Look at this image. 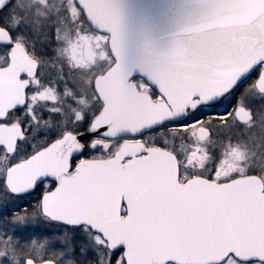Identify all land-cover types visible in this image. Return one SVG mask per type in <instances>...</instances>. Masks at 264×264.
<instances>
[{
	"label": "snow or ice",
	"instance_id": "obj_1",
	"mask_svg": "<svg viewBox=\"0 0 264 264\" xmlns=\"http://www.w3.org/2000/svg\"><path fill=\"white\" fill-rule=\"evenodd\" d=\"M18 7L0 0V264H264V166L243 146L264 108V0H206L237 31L204 84L189 72L210 24L123 70L116 0H60L39 46ZM105 77L147 110L131 131Z\"/></svg>",
	"mask_w": 264,
	"mask_h": 264
},
{
	"label": "water",
	"instance_id": "obj_2",
	"mask_svg": "<svg viewBox=\"0 0 264 264\" xmlns=\"http://www.w3.org/2000/svg\"><path fill=\"white\" fill-rule=\"evenodd\" d=\"M116 4L115 13L106 26L116 30L123 70L144 66L158 54L170 52L178 33L185 29L210 24L207 34L211 39L189 72L194 83L204 84L210 77L215 58L237 31L232 23L236 10L226 8L214 14L207 10L206 0H116ZM103 83L111 89L109 102L117 117L114 131H131L147 115L145 106L125 97L112 86L110 77H105Z\"/></svg>",
	"mask_w": 264,
	"mask_h": 264
},
{
	"label": "rangeland",
	"instance_id": "obj_3",
	"mask_svg": "<svg viewBox=\"0 0 264 264\" xmlns=\"http://www.w3.org/2000/svg\"><path fill=\"white\" fill-rule=\"evenodd\" d=\"M49 0H31V2L26 3V5L24 6V10H25V17L28 21V23L31 25V28L34 32V37L36 39L39 40V45L40 43L44 42V37L46 35V31L47 30H41L39 28H41V24H43L44 21L41 17H42V13H44L43 10H46L47 5H49L48 3ZM33 3H39L40 4V8L39 7H35V9H30L31 5ZM55 3H59L55 0ZM19 5V4H18ZM18 10V9H17ZM19 11V10H18ZM45 19V18H44ZM40 24V25H39ZM37 40V41H38ZM107 52V47L105 46V42L102 40L100 41V48L99 51L96 52V55L98 57V60L100 62V60L103 59L104 55ZM50 71L52 72H56L57 69L56 68H52L50 69ZM75 82H76V86H85V80L82 76L78 75L75 78ZM252 82H250L249 84H251ZM247 96H255L257 95V92L255 90V88H248L247 89ZM85 105L88 104V101L85 100L84 101ZM85 111H87V108H85ZM256 111V117L261 120V122L259 123V125H256L255 127V123L252 122V126L253 128H255V130H250V131H245L244 134V138L246 139V144H244L243 146L246 148V155H247V163L248 164H256L257 161H260L258 163L261 164H256L258 166H264V110L262 108L255 110ZM263 122V123H262ZM252 139V143L254 144L252 146V148L248 145L249 141L251 142ZM256 139L259 140L258 142H253Z\"/></svg>",
	"mask_w": 264,
	"mask_h": 264
},
{
	"label": "flooded vegetation",
	"instance_id": "obj_4",
	"mask_svg": "<svg viewBox=\"0 0 264 264\" xmlns=\"http://www.w3.org/2000/svg\"><path fill=\"white\" fill-rule=\"evenodd\" d=\"M57 2H60V0H56ZM29 2H31V0H17V4H19L18 6V10H21V9H23L24 10V6L26 5V3H29ZM48 3H49V5H47V8H46V10H43L44 11V13H42V19L43 20H46V21H44L43 22V24H41L42 26H41V28H39V29H43V30H47V27H48V24H49V22H50V19H51V17L54 15V13H53V11L51 10V8H52V5H56V6H59V3H55V0H49L48 1ZM39 7L40 8V4L39 3H33L32 5H31V8L30 9H35V7ZM41 9V8H40ZM45 18V19H44ZM40 25V24H39ZM36 41L38 40V39H36L35 37H33ZM105 42V41H104ZM37 45L39 46V40L37 41ZM93 49H94V51H95V45L93 46ZM89 59H91V57H89ZM96 63H99V60L97 59L96 60ZM251 82V81H250ZM249 82V83H250ZM77 88L78 89H83V90H87V91H91V89L90 88H88V86L87 85H85V86H77ZM87 101H88V103H92V101H91V97H89L88 99H87ZM160 104L161 103H163V101H160L159 102ZM260 109V108H259ZM263 110H264V108H262ZM253 117H254V119H253V121L252 122H254L255 123V127H256V125H259V123L261 122V120H259L257 117H256V111H254L253 112ZM251 122V123H252ZM263 123V122H262ZM254 127V126H253ZM253 127H251V128H248L247 129V131H250V130H255V128H253ZM249 140H251V142L249 141V143H248V145L252 148V146L254 145L253 143H252V139H249ZM259 140H257L256 141V139L253 141V142H258ZM258 162H260V161H257V163L256 164H261V163H258Z\"/></svg>",
	"mask_w": 264,
	"mask_h": 264
}]
</instances>
